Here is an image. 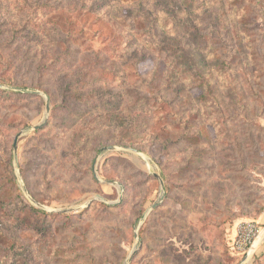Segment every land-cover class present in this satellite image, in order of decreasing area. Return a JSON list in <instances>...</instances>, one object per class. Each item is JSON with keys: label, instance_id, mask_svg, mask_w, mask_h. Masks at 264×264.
Returning a JSON list of instances; mask_svg holds the SVG:
<instances>
[{"label": "rangeland", "instance_id": "1", "mask_svg": "<svg viewBox=\"0 0 264 264\" xmlns=\"http://www.w3.org/2000/svg\"><path fill=\"white\" fill-rule=\"evenodd\" d=\"M221 1L194 2L203 49L181 41L205 55L202 89L164 45L181 13L145 3L146 20H133L131 0H0V200L49 215L30 217L35 228L3 222L0 264L244 259L226 229L264 207V0ZM263 235L242 264H264Z\"/></svg>", "mask_w": 264, "mask_h": 264}, {"label": "trees", "instance_id": "2", "mask_svg": "<svg viewBox=\"0 0 264 264\" xmlns=\"http://www.w3.org/2000/svg\"><path fill=\"white\" fill-rule=\"evenodd\" d=\"M131 1L133 5L136 8H138V10H136L137 15L132 14V16L134 17L133 20H139V19L146 20L145 14H148V11L145 10V3L152 4L153 7L155 8L154 10H158V6H161L159 8L160 9L163 8L162 11H168L169 15L173 17H175V14L177 15V13H181L182 15L186 16V19L183 20V24H179V26L183 29L182 33L177 32L175 29L174 30L170 29V31L166 33L164 32L166 34V36L164 37L165 38L168 37L169 39V42L165 41L164 45L167 46L166 50L172 55H175V52L178 53V51H181L182 56H187V58L184 59L185 61H183V63H180V65L186 66V69L189 72V74H193L194 80L198 79L201 81V83L199 85H196V87L202 88L201 84L203 82V78H202L203 70L198 67H200V65L205 62V57H204L205 55H203V52H199V53L197 51L190 52L189 49L186 48V46H183L181 44V41L184 38V34L185 35L187 34V36L189 37V42H192L195 45L196 49L198 50L203 49L202 44H203L204 38L201 39V37L198 35L199 28L196 27L195 24H192V20L189 19V17L193 16L194 12H198V9L194 7V2L196 0H131ZM143 5H144V8H143ZM215 5L218 7L217 8L218 10L220 8L219 5L221 6L223 5V1L216 0V2L213 3L212 7ZM130 12H133V10H130ZM163 24L164 23L159 18H156L153 20L154 26L151 28L149 39H152L154 37L152 35V32L158 31L159 27H163ZM171 35H173L174 37H170ZM176 35H179V36H176ZM176 44L178 45L175 46ZM195 61H196L197 67L195 69H192L193 71L192 73L191 68L194 66ZM197 62H199V64ZM173 70L174 68H172L171 71L173 72ZM171 71H169V73H172ZM101 72L107 76H111V75L113 76V73L110 71L103 70ZM18 93H21V92H18ZM164 105H165L164 101H162L159 104V106L162 108L164 107ZM192 137H190V140L193 139ZM194 140L199 141L198 138H194ZM160 206H157L156 209L159 208ZM32 216H35L36 218L44 219V217H47L49 215L46 211L30 206L27 203H24L20 200L18 202H15L14 204L8 203V202L6 203L5 201L0 200V227L1 228L3 227V222L10 224L11 227H17V228L20 227L23 229H27L31 227L35 228L30 223L29 218ZM138 251L139 250H137L135 255L138 253ZM231 255L240 256V255H234V254H231ZM235 262H236L235 257L230 258L229 264H234Z\"/></svg>", "mask_w": 264, "mask_h": 264}, {"label": "built area", "instance_id": "3", "mask_svg": "<svg viewBox=\"0 0 264 264\" xmlns=\"http://www.w3.org/2000/svg\"><path fill=\"white\" fill-rule=\"evenodd\" d=\"M262 225L255 221H243L237 225L234 237L228 244L229 252L243 255L262 233Z\"/></svg>", "mask_w": 264, "mask_h": 264}, {"label": "water", "instance_id": "4", "mask_svg": "<svg viewBox=\"0 0 264 264\" xmlns=\"http://www.w3.org/2000/svg\"><path fill=\"white\" fill-rule=\"evenodd\" d=\"M0 87H2L1 84H0ZM16 89H17V90H20L21 88H16ZM37 93L40 94V95H42L40 92H37ZM45 109H46V111L49 110V106H48V104H46ZM44 124H45V123H44ZM41 126H42V125H36V126H33V129H38V128H40ZM20 134H21V133H18V134L15 136L14 141H13V144H12V148H13V152H14V159H15V161L17 160V154H16L17 140H18V137L20 136ZM122 148L125 149V150H128V151H131V152H133V153H136V154L139 155V156H143L142 151L136 150V149L131 148V147H128V146H124V147H122ZM118 149H119V147H117V146H109V147H104V148H102L101 151H103V150H118ZM94 175H95V177H96V173H95V171H94ZM154 175L157 177L156 174H154ZM104 182H105V183H110V181H104ZM93 199H94V198H92V199H90V200L92 201ZM158 204H159V203H154V204H152V205L150 206V208H148L147 211L145 212V215H146L151 209L157 207ZM86 206H88V204H87ZM73 210H78V209H71V208H70V209L64 210V211H62V212H69V211H73ZM262 232H264V227L262 228ZM137 238H138L137 233H135V239H137ZM257 246H258V242H257V239H256V241H254V242L252 243V245L249 247V249H248L247 252L245 253V257H244V259H242L238 264H242V263H244V261H246L250 256H252V255L255 253ZM137 250H138V249H134V250L131 251V253H130L129 256H128V262L133 258V256H134L135 253L137 252Z\"/></svg>", "mask_w": 264, "mask_h": 264}, {"label": "crops", "instance_id": "5", "mask_svg": "<svg viewBox=\"0 0 264 264\" xmlns=\"http://www.w3.org/2000/svg\"><path fill=\"white\" fill-rule=\"evenodd\" d=\"M257 220H258V221H256V222L260 223L261 225H264V207H263V209H262L261 214L258 216V219H257ZM234 221H235V220H234ZM239 223H240V222H238V223H234V222L232 221V224H230V225L227 226L226 231L229 232V233L231 234V235H230V239L234 237L235 232H236L237 225H238ZM226 234H227V233H226Z\"/></svg>", "mask_w": 264, "mask_h": 264}, {"label": "bare ground", "instance_id": "6", "mask_svg": "<svg viewBox=\"0 0 264 264\" xmlns=\"http://www.w3.org/2000/svg\"><path fill=\"white\" fill-rule=\"evenodd\" d=\"M262 237H264V235L262 236ZM259 238V237H258ZM258 240V239H257Z\"/></svg>", "mask_w": 264, "mask_h": 264}]
</instances>
